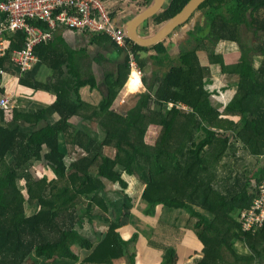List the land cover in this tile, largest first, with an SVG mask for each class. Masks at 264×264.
I'll return each mask as SVG.
<instances>
[{
	"label": "trees",
	"instance_id": "16d2710c",
	"mask_svg": "<svg viewBox=\"0 0 264 264\" xmlns=\"http://www.w3.org/2000/svg\"><path fill=\"white\" fill-rule=\"evenodd\" d=\"M140 1L148 5L151 0ZM188 1L172 0L156 18L159 24L180 12ZM199 11L204 22L196 26L193 34L206 33L195 36L196 47L182 54L178 65L163 74L155 93L153 87H148L146 93L139 95L123 120L115 121L118 115L112 112L120 91V75L106 76V96L97 106H90L82 101L79 91L86 86L96 88L91 71L84 79L65 73L63 66L56 67L43 85L24 81L22 75L27 72L18 69L22 85L32 90L45 89L56 97L52 105L33 114L32 123L39 124L52 114H58L60 119L25 133L20 123H29V114L14 109L8 123L0 110V264H28L38 259H43L44 264H113L122 257L126 264H135V251L130 250L129 244L138 232L134 230V238L126 242L120 237L129 216L138 217L130 210L136 203L125 192L128 181L123 176L133 177L141 185L136 201L144 204L140 216L145 221H165L173 210L189 214L187 226L191 219H197L189 225L191 228L188 226V234L195 236L202 256L192 264H264V223L255 232H243L238 219L256 198L264 170L254 174L244 166L237 169L243 173L230 178L219 173L220 167L226 165L224 161L238 150H244L245 156L264 155V0H207ZM4 20L2 15L0 21ZM30 21L47 29L38 19ZM92 35L97 41L98 34ZM5 38L9 51L0 59V70L10 75L6 67L10 54L23 46L26 35L21 31L6 32ZM220 43L234 44L238 52L237 63L232 67L223 60L218 63L222 75L227 76L224 91L236 88V96L226 106L206 89V84L212 82L197 56L200 53L213 58L211 49ZM49 45H39L36 54L47 52ZM162 47H155L158 56L164 54ZM124 69L123 81L128 75L126 63ZM131 81L138 89L135 74ZM3 87L1 84V95ZM153 94L167 109L151 108ZM170 104L173 106L168 108ZM82 108L92 109L93 113H82ZM127 116H133L135 121L126 122ZM74 117L97 124L103 138L74 128ZM151 124L161 127L153 145L143 139ZM248 129L261 148L243 137L242 132L247 133ZM104 147L115 150L114 158L104 155ZM78 151V159L68 163L66 158ZM38 161H43L53 175L30 178L28 171ZM111 185H117L119 190ZM110 193L118 196V204ZM105 200L109 201L107 205ZM30 201L35 203L29 205ZM27 205L34 209L32 213H27ZM79 205L86 207L82 214L78 212ZM96 208L106 215L101 229L107 230L110 222L113 240L101 236L95 241L98 229L91 213ZM112 217L114 220L110 221ZM174 227L175 242L180 235ZM160 236H150L145 248L162 254L158 264H176L174 247L179 244L166 247ZM237 241L249 249L248 255L237 252ZM78 249L84 252L80 254Z\"/></svg>",
	"mask_w": 264,
	"mask_h": 264
},
{
	"label": "crops",
	"instance_id": "0c3cea01",
	"mask_svg": "<svg viewBox=\"0 0 264 264\" xmlns=\"http://www.w3.org/2000/svg\"><path fill=\"white\" fill-rule=\"evenodd\" d=\"M104 1L107 5V9L113 16L115 23L123 29L125 35L127 23L131 21L134 16L140 14L142 10L148 6L144 5L140 0H136L134 2L129 0ZM169 2L170 0L167 1V3ZM162 12H159L154 18H151L140 24L138 28H136L135 34L138 37L143 38L158 33L163 23L159 24V21H157L156 18ZM2 15L5 17V15L0 12V18ZM197 18L200 17H194L193 21H190L188 24L178 28L172 35L168 37L166 36L162 39L163 41L161 40L162 42L158 44L139 46L127 38L128 42L132 44L131 52L134 53L137 68L142 72V77H138V89L133 87L132 84L135 83L134 81L129 82L131 75L135 73H130L128 71L126 80L123 81L126 73L124 64H128V57L125 51H122L121 48H117L111 44L110 39L104 34H98L96 41L95 35H92L91 32L72 30L65 27H59L56 30L53 39L50 42L45 43L50 44L48 46L47 52L43 53L42 55H38L37 53L38 63L31 70L27 71V73L23 74L22 77L24 81H37L40 84L46 85L47 80L52 77V70L56 67L63 66V71L65 73L77 74L78 76H82L84 79H88L90 75L89 71H91L97 86L95 89H91L90 86L80 89L79 96L84 103L90 106H97L107 94L106 76L110 74H113L114 76L120 75L122 77L119 83L120 91L117 97L114 99L112 110H118L122 114H126L127 111L135 105L139 95L148 91V87H153L154 92H156L159 87V81L163 77V74L178 65V58H180L182 54L190 52L196 47L197 42L195 36H200L201 34L194 35L193 33L197 25L203 24L202 22H199ZM2 22L0 21V26ZM161 44L163 46L162 48L164 54L162 56H158V52H156L155 47ZM193 44L196 45L191 48ZM136 46L140 48H137ZM200 55V53L197 55L199 59ZM0 59L3 58L0 57ZM6 67L10 69V75L3 81L4 93L3 95L0 94V97H9L12 103V108L7 114L4 112L5 121L8 123L11 122L14 109L18 111H25L27 114H29V119H31L30 122L20 123L21 131L25 133H32L40 128H43L48 122L56 123L59 121L60 116L58 114H52L48 115L47 119L40 121L39 124L34 125L35 122L32 123V121L35 119L33 114L40 109L44 110L48 106L52 105L56 97L51 93H48L45 89L32 90L27 88L20 83L21 76L19 74V70L13 67L11 63L7 64ZM222 90L224 91V88ZM135 92L137 93L134 94ZM82 109V113L87 115L93 113L92 109ZM0 110L2 109L0 108ZM71 123L74 125V128L85 130L90 133L92 132L93 135L96 133L95 129L99 128V126H97V124L94 122L89 120L88 122L83 121L81 117H74ZM10 125L12 128H16V124L10 123ZM150 126L151 128L152 126L156 127L154 124H151ZM65 143L66 141L64 142L63 140V144ZM105 151H107V154H105ZM103 153L105 156L114 158L115 150L111 147H104ZM243 155L244 154H241L238 150L237 154L234 156L239 159V161H241L240 166H247L254 174H258L260 169L262 170L264 168V155L258 157L245 156V160H243V158H239ZM66 160L68 163H70L69 159L66 158ZM254 167L256 168L254 169ZM45 175L52 176L53 172L45 165L43 161L35 162L28 171V176L30 178L32 177L37 179ZM133 179L136 181L135 178ZM174 211L175 210L171 212ZM163 220L160 222L152 219L151 221H145L143 218H141V216L138 215V217L134 216L133 219L128 218L129 222H127V224L122 227L123 229L120 237L125 242L130 240L131 237L132 239L134 238L133 234L135 231L138 232V235L133 240H131V243L137 245L140 244L142 246L141 251H139V259L143 264H158V261L162 256V254L155 250L149 252V250L145 248V241H148L150 236L152 237V234L155 233V230L157 231V234H163V236H165L164 227H166L171 233L167 234L165 238L174 236V233L170 229V226L173 225L169 222V220L166 219V217L165 221ZM187 224L184 223L186 226ZM149 227L150 230L148 229ZM97 229L98 231L96 233V237L98 236V232L101 234L105 233V231L101 229V225L98 226ZM186 231L189 232V230ZM188 232L184 233L186 235L184 245L182 247L184 250H182V256H180V258H187V260L189 259L191 262H183V264H192L195 259H198L196 256H202L200 250L201 247H199V244L195 240V236L188 234ZM127 233H129V237H123ZM99 238L100 237H97V240L95 241L98 242ZM136 238L137 243H135ZM159 238L158 239L161 242H165L163 241L165 238L161 236ZM173 238L171 240H167V242L172 244V242H174ZM179 240L180 239H176L175 244H177L176 241ZM235 248L237 252L242 255L249 254L248 251H245V249L238 250L236 246ZM119 262H124V260L119 258L113 261V264H119Z\"/></svg>",
	"mask_w": 264,
	"mask_h": 264
},
{
	"label": "built area",
	"instance_id": "2783aa9c",
	"mask_svg": "<svg viewBox=\"0 0 264 264\" xmlns=\"http://www.w3.org/2000/svg\"><path fill=\"white\" fill-rule=\"evenodd\" d=\"M0 12L5 15L0 26V57L9 51L6 32L21 31L26 35L23 46L10 54V63L21 72L31 70L38 63L36 48L50 42L59 27H65L106 35L112 44L126 52L128 69L137 77H142L131 52L132 44L115 23L104 0H0ZM31 19H38L47 29L32 24ZM7 77L9 74L0 70V85ZM0 108L6 114L10 112L12 103L9 97H0ZM258 189L251 207L240 215L244 232H255L264 223V181Z\"/></svg>",
	"mask_w": 264,
	"mask_h": 264
},
{
	"label": "rangeland",
	"instance_id": "374dc122",
	"mask_svg": "<svg viewBox=\"0 0 264 264\" xmlns=\"http://www.w3.org/2000/svg\"><path fill=\"white\" fill-rule=\"evenodd\" d=\"M195 16H199V22H204V17H202V12L199 11L198 13H196ZM194 16V17H195ZM206 32H199L197 34H205ZM249 39H252L251 35L249 37ZM207 44H209V41L208 40H205ZM196 44H193L191 46V48H193ZM211 53L213 56V58L209 59V56H206V55H200V61H201V66L203 68L206 69V72L205 74L207 75V78H209L212 82V84H206V89L209 90V92L211 93H214L213 96H217L216 99L219 103H223L225 106L227 104L230 103L231 99L233 97L236 96V88L233 87V89H229L227 91H223L222 89L226 87V85L228 84L227 83V76L224 74L222 75V72H221V69L220 67L218 66V63L223 60L227 65L228 67H232L233 65H235L237 63V59H238V52H237V47L233 45H229L227 43H220L217 47L215 48H212L211 49ZM112 75V74H110ZM235 77V76H234ZM137 92H135L134 94H136ZM155 93V92H154ZM155 94L152 95V98L151 99L152 103H151V108L152 109H160L161 111L167 109V105L165 106H161L158 102V100L155 98ZM117 97V95H116ZM173 105L170 104L168 108L172 107ZM178 108H181L182 110H187V108L185 106H179ZM112 112L116 115H118V117L116 119H114L113 117H111V119H114L115 121L119 118L120 120H123L126 118V115L125 113H121L120 111L118 110H112ZM229 116V115H228ZM133 117V116H132ZM130 118L129 116H127V119L128 123H133L135 121L134 118ZM230 120H235L236 122H238V118L236 117H228ZM156 127L152 126H149L148 127V131L147 133H145L144 135V142L145 143H148V144H155L157 142V139L159 137V134H160V131H161V127L158 126L157 124H154ZM97 136H98V139H102L103 138V132H101V130L99 131V128L95 129ZM242 135L244 138H248L249 140L251 139L252 141H250L249 143L251 144H255V145H258L260 148L261 146L255 142V139H254V136L252 134V132L248 129L247 130V133L246 132H242ZM239 145H241V143H238ZM241 154H244L243 152H245L244 150L243 151H239ZM78 154H79V151L76 152V153H72V155L70 156L69 160H70V164H73V162H75L77 159H78ZM105 154H107V151H105ZM246 154H244L243 156H240L239 158H243V160L246 159L245 157ZM225 162V167L222 168L220 167V171L219 173L222 175V177L224 176L225 178H230L231 176L232 177H235L236 174L238 172L240 173H243V170H240V171H237V169H240V168H243L244 166H240V162L239 159H237L236 157H232L230 159H227L224 161ZM232 167V168H231ZM256 167H254L255 169ZM264 170V168L262 169ZM254 171V170H253ZM261 171V169H260ZM258 172V174H260L261 172ZM251 172V170H250ZM124 178H127V181H128V188L125 190V192L129 195V197H131L133 199V202L136 203L130 210L132 211V213H136L138 214L139 216L142 215V208H143V203H137L136 199H137V196L139 194V190H140V186L139 183L137 182V180L135 181L133 178H128L127 176H124ZM114 189H116V191H118L119 189L117 188V185H111ZM138 186V187H137ZM115 191V190H114ZM25 193V191H24ZM109 196L113 199V201H116L117 204L119 202V199H118V196L114 193H110ZM108 200H105V204L107 205L108 204ZM35 202H29V205H32L34 204ZM121 203V202H120ZM99 208H96L93 213H91L92 215V218L96 219L97 221H95L94 219V225L95 227H98L100 225H102L103 223V217H105L106 215H103L104 213L102 211H98ZM33 208L28 206L27 205V213H32L33 212ZM86 210V207L84 205H79L78 206V212L79 214H82L83 212H85ZM97 213V214H96ZM94 214V215H93ZM241 215V213H240ZM240 215L238 216V219L241 220V217ZM108 217H110L108 215ZM131 219L134 218V214H131V216H129ZM100 219V221L98 220ZM166 219L169 220V222L173 225V226H170V229L173 233H175L176 231V227H174L175 225L177 226V230L179 232V235L181 236H176L177 239H180L179 241H176V243L179 244V246L177 245V247H174L175 251L177 252V256H178V262L176 264H183L186 263V262H191L189 261V259L187 260V258H180V256H182V247L184 245V240H185V237L186 235L184 233H187L188 231L186 230H189V225H192L194 224V222H196V218H193L191 219V222H189V227L184 225V223H187L186 220L189 219V214L186 213V212H181V211H174V212H171V214L167 215L166 216ZM113 217L110 221H113ZM120 220H122V217L120 218ZM128 220V219H127ZM127 220H126V223H127ZM175 220V221H174ZM111 224L110 222L108 223V228L107 230H104L105 233V236L102 235L100 232H98V236L97 237H103L105 238L106 236L107 237H112V235L110 234V230H111ZM164 227V226H163ZM118 228V226H116V229ZM125 228V227H124ZM191 228V227H190ZM150 230V227L148 228ZM120 232V231H119ZM157 231L155 230V233ZM164 232H165V236H163V234L161 235V237L165 238L167 236V234H170L171 232L166 228L164 227ZM244 232V231H243ZM154 235V233L152 234ZM123 237H129V233H127L126 235H124ZM173 237H167L165 239H163V241L165 242H162L166 247L167 245L168 246H176L175 245V242H172V244L168 243L167 240H171ZM114 239V237H112V240ZM132 239V237H131ZM137 241V238L135 239V243ZM173 245V246H172ZM235 246L237 247V249L241 250V249H245V251L248 253L250 252L249 249L247 247H245L244 243L240 242V241H237ZM129 248L132 252L135 251V262L136 264H143L140 259H139V251H141V248L142 246L140 244H129ZM106 249V248H105ZM104 249V250H105ZM78 251L80 252V254H82V252H84L83 250H79ZM124 251V250H123ZM164 251V250H163ZM163 253V252H161ZM88 252L86 251L85 252V255H87ZM104 255V258L105 259V254ZM197 258H199L198 256H196ZM38 259V258H37ZM122 259L124 260V262H119V264H126V259L124 257H122ZM60 263V261H59ZM28 264H44V261L43 259H38L37 261H32V262H28ZM56 264V262H55ZM65 264H69V263H65ZM71 264V263H70Z\"/></svg>",
	"mask_w": 264,
	"mask_h": 264
},
{
	"label": "water",
	"instance_id": "95a60500",
	"mask_svg": "<svg viewBox=\"0 0 264 264\" xmlns=\"http://www.w3.org/2000/svg\"><path fill=\"white\" fill-rule=\"evenodd\" d=\"M134 1L136 0H133V2ZM167 1L168 0H151L148 6L144 8L140 14L133 17L126 26V36L128 40H131L133 43L139 46L154 45L162 42L163 38L172 35L175 30L185 24H188L190 21H193V16L198 12L200 6L207 0L188 1V3L181 9L180 12L162 24V27L159 29L158 33L149 37H138L135 34L136 28H138L140 24L146 22L147 20L154 18L159 12H162L165 6L168 7L172 0H170L169 4H167ZM197 19L199 20V18Z\"/></svg>",
	"mask_w": 264,
	"mask_h": 264
},
{
	"label": "clouds",
	"instance_id": "9594fccd",
	"mask_svg": "<svg viewBox=\"0 0 264 264\" xmlns=\"http://www.w3.org/2000/svg\"><path fill=\"white\" fill-rule=\"evenodd\" d=\"M131 2H133V1H131ZM167 4H169V3H167ZM165 8H166V6H165ZM165 8H164V9H165ZM162 11H163V10H162ZM198 12H199V10H198ZM198 12H197V13H198ZM195 15H196V14H195ZM195 15H194V16H195ZM194 16H193V17H194ZM195 17H199V16H195ZM202 17H204L203 14H202ZM192 19H193V18H192ZM86 32H87V31H86ZM93 34H94V33H93ZM126 38H127V37H126ZM115 47H116V46H115ZM127 67H128V64H127ZM128 71L131 73V71H130L129 69H128Z\"/></svg>",
	"mask_w": 264,
	"mask_h": 264
},
{
	"label": "flooded vegetation",
	"instance_id": "af4514ba",
	"mask_svg": "<svg viewBox=\"0 0 264 264\" xmlns=\"http://www.w3.org/2000/svg\"><path fill=\"white\" fill-rule=\"evenodd\" d=\"M129 1H133V0H129Z\"/></svg>",
	"mask_w": 264,
	"mask_h": 264
}]
</instances>
